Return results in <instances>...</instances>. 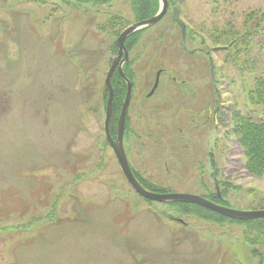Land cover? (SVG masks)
<instances>
[{"label":"rangeland","instance_id":"obj_1","mask_svg":"<svg viewBox=\"0 0 264 264\" xmlns=\"http://www.w3.org/2000/svg\"><path fill=\"white\" fill-rule=\"evenodd\" d=\"M174 1L191 28L188 47L213 56V126L197 112L211 101L209 58L184 51L171 5L137 34L132 97L159 67L184 77L187 90L170 91L163 74L148 108L133 110V167L157 192L220 189L218 203L262 210L264 172L247 169L236 128L264 121V102L250 95L264 76V21L259 31L257 20L246 23L264 0ZM132 2L0 0V264H260L263 246L245 239L254 222L185 214L180 203L146 200L123 176L104 132L105 74L118 34L135 22Z\"/></svg>","mask_w":264,"mask_h":264},{"label":"water","instance_id":"obj_2","mask_svg":"<svg viewBox=\"0 0 264 264\" xmlns=\"http://www.w3.org/2000/svg\"><path fill=\"white\" fill-rule=\"evenodd\" d=\"M167 10H168V0H161V7L157 14H155L151 18L138 21L128 26L119 35V38L117 40V46H118L119 51H118V54L113 58L112 65L106 77V87L109 93L108 102H107V113H106V118H105L106 138L116 153L120 167L127 181L134 188V190L138 192L139 194H141L143 197L149 200L160 201V202L195 203L200 206L206 207L210 210H213L215 212H218L222 215H225L227 217L238 219V220H252V219L264 218V210L233 209L231 207L221 205L219 203L214 202L213 200H210L208 198H205L200 195H195V194L158 193V192H154V191L147 189L143 184L139 182V180L135 177L134 173L132 172V169L130 167V164H129V161H128V158H127V155L124 149V144H123L126 115H127L128 107L130 104L131 95H132L131 82H128L127 96L124 101L123 109H122L121 116L119 119L117 139L115 140L111 134L110 122H111V117H112V105H113V98H114V89L111 83V76L113 72L115 71L118 63L120 62V59L123 53H125V58L121 62L119 68L123 76H125L123 69H122V63L124 61H128L129 59V53L126 48L125 41L134 32L159 22L165 16ZM175 17L182 28V43L185 44L187 37H188L187 25L180 18V15L177 9H175ZM157 82L155 84V87L158 84ZM263 264H264V256H263Z\"/></svg>","mask_w":264,"mask_h":264},{"label":"trees","instance_id":"obj_3","mask_svg":"<svg viewBox=\"0 0 264 264\" xmlns=\"http://www.w3.org/2000/svg\"><path fill=\"white\" fill-rule=\"evenodd\" d=\"M88 1H96L97 3H102V4L106 3V0H88ZM170 1L172 2L173 6H176V2L174 0H170ZM159 5H160L159 0H133L132 7H133V14L135 15V21H140V20H144V19H148L152 17L158 12ZM112 20H114V22L118 24L121 23L120 22L121 19L119 18L118 20V16H114ZM253 20H257V23L252 29L259 31L260 30L259 29L260 20L264 21V11L263 10L260 11V13L257 14L256 16L251 14L248 20L246 21V23L252 22ZM248 29H251V28H248ZM139 32L132 34L127 39V44L131 49L133 48L136 42V39L138 38L137 34ZM117 76L119 77L120 75L118 74ZM254 82H255V85L250 91L251 99H253L252 100L253 102L263 103L264 100L262 99L264 96V76H257ZM112 84L113 86H115L113 77H112ZM114 92L116 95L118 93V90L115 88ZM254 98H257V99L254 100ZM105 99H107V96L105 97ZM121 100L122 98H119V101ZM116 125L117 124L114 123V120L112 119L111 131L113 134L115 132L114 129L116 130ZM236 132L239 137L241 146H243L245 150V155L247 157V169H249L254 174L259 175L263 173L264 172V121H262L261 123H255V122H252L251 120H246L244 122L237 123ZM135 174L137 178L141 181V183L145 185L144 181H146V179L143 177H140L138 173H135ZM150 190L158 191L156 188H151ZM207 197L216 202H218V200L226 201L222 191L220 192V195L218 194V192H214V193L209 194V196ZM176 203L182 204L183 212L185 214H189V213L195 214L197 216H201L203 219L208 220V221L216 220L217 223L220 225L224 224L223 221H226V219H228V221H237V222H242V223L254 222V224H250L249 226L250 229H248V231L245 230V235H246L245 239L248 242H250V244L254 245L255 247L256 246L264 247V238L261 241L259 240L260 238H262L260 232L263 233L264 231H261V228L258 230V228L264 224V219L240 221V220L230 219L226 216H223L217 212H214L208 208L197 205L195 203H189V202H176ZM198 209H206L208 210V212L214 213L217 216H219V218H214V217L211 218L209 216L200 214L198 213ZM258 220L260 221L258 222ZM258 225L259 227L257 228ZM256 250L257 248L254 250V252ZM258 253L261 258L260 264H262V259H263L262 251Z\"/></svg>","mask_w":264,"mask_h":264},{"label":"flooded vegetation","instance_id":"obj_4","mask_svg":"<svg viewBox=\"0 0 264 264\" xmlns=\"http://www.w3.org/2000/svg\"><path fill=\"white\" fill-rule=\"evenodd\" d=\"M171 5H172V2L169 1L167 14L170 11ZM167 14H166V16H167ZM171 19L173 20V22L175 24H177V26L179 27V29L181 31V27L175 18L174 12H173V14H171ZM112 23H116V22L112 21ZM181 46L188 55H203V56L205 55V56H208L209 62H210V59L212 56L209 54V50H205L202 47L190 48V47H188V45H183L182 44V37H181ZM126 47L129 50V53H131V48L128 46L127 40H126ZM117 53H118V47L115 45L114 48H112V54H117ZM124 58H125V53H123L121 60H123ZM120 63L121 62L118 63V65H117V67L113 73V76H112L114 78V82H115L114 89L116 88L118 90V93L116 95L114 94V102H113L112 119L114 120V123L117 124L116 130L114 129V131H115L113 134L114 138H117L118 123H119V119H120L121 112L123 109L124 101H125L126 96H127L126 94H127L128 82L130 81L132 83L133 88H136V82H135L134 76L131 75V73L133 72L132 67H131V63L129 61H124L123 65H122L126 77H124L120 73V68H119ZM196 65L198 66V64H196ZM204 68H206V66H204ZM158 73H159L158 85L160 83V79L163 76V74H168L167 78H166L168 80V82L165 84V87L170 89V91H172L174 88H179V89L182 88L184 90H187V83H186V80L184 79V77H179L178 75H176L175 72L167 71L165 68L159 67L155 73V77H154L152 85H150V87L147 91H145L144 86H143L141 88L142 90L139 91L138 99H135V102L133 101V97H134V94H133V97L131 99V102H130V105L128 108V113L126 116V127H125V133H124V147H125V151L127 153L130 165H131L134 173L136 170L133 167V164L131 161V154H130L131 152L129 150V148H130L129 140L131 139V137L133 135H139V132H137V130L134 129L133 127L129 126V123L132 120L133 116L135 115L132 113L133 110H136L138 113V112H140V110H146L148 108V105L151 104V103H149L150 95H151L152 89L155 88V83L157 82V79H158V76H157ZM118 74L120 75L119 77L117 76ZM206 84L208 85L207 86V93L211 96V101L208 103L207 102H201V104L198 107L197 112L202 113V112H204V110L207 111L206 113L208 114V117L202 121V124L203 125L206 124L207 125L206 127L209 128L210 125L213 126V121H214L213 105H214V92H215V83H214V78L212 77L210 63H209V68L207 70ZM137 85H138V83H137ZM144 85H145V83H144ZM158 85L154 89L155 91L157 90ZM135 90L138 91V89H135ZM145 92H147V93H145ZM119 98H122V100L119 101ZM133 105H135L134 109H133ZM179 105L181 106V111L187 110L186 104L185 105L179 104ZM4 106H5V103H3V105L0 104V110L2 109L1 107H4ZM153 107L156 109L158 108V106H156V107L152 106V109H153ZM144 147H145V145H144ZM210 153H212V151H210L209 154ZM209 154H208L207 158H209ZM117 163H118V161H117Z\"/></svg>","mask_w":264,"mask_h":264}]
</instances>
